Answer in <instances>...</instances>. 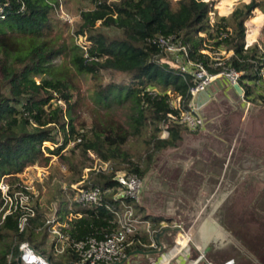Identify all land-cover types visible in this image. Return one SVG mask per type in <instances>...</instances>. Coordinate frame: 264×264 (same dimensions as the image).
<instances>
[{
    "label": "trees",
    "instance_id": "obj_1",
    "mask_svg": "<svg viewBox=\"0 0 264 264\" xmlns=\"http://www.w3.org/2000/svg\"><path fill=\"white\" fill-rule=\"evenodd\" d=\"M88 1L90 6L80 8L77 20L67 28L56 14L59 0H0V180L7 195L26 194V206L33 211L18 230V219L26 212L10 205V213L1 218L7 205L0 197V264H16L20 243L36 249V237L44 239L47 234L48 213L22 182L19 174L24 168L46 166L51 156H57L64 169L43 178L50 192L47 203H57L60 218L78 215L61 231L74 240L100 239L117 227L112 210L119 209L120 200L113 199L112 190L95 204L81 205L73 201L69 185L115 188L117 171L142 178L152 156L181 138L185 128L173 122L167 123V135L159 136L166 114L177 112L166 91L180 95V107L186 109L191 76L162 60L168 55L152 41L155 37H171L184 48V59L211 73L220 67L212 65L207 53L222 50L223 65L240 73L244 96L264 102V89L258 93L254 89L264 45L246 46L244 27L253 8L264 12L262 0L235 3L230 30L225 29L223 16L210 25L211 0ZM78 37L83 38L81 43ZM117 74L121 79L115 80ZM103 75H108L106 81ZM87 78L92 81L87 92L93 105L85 121L80 116L84 104L80 80ZM118 108L122 117L113 111ZM43 142L51 148H42ZM134 143L141 145L140 151H135ZM94 159L108 162V169L87 171ZM52 177L56 181L51 182ZM149 217L152 222L160 220ZM219 221L224 225V218ZM227 228L236 231L234 226ZM62 254L57 264L76 260L69 249Z\"/></svg>",
    "mask_w": 264,
    "mask_h": 264
},
{
    "label": "rangeland",
    "instance_id": "obj_2",
    "mask_svg": "<svg viewBox=\"0 0 264 264\" xmlns=\"http://www.w3.org/2000/svg\"><path fill=\"white\" fill-rule=\"evenodd\" d=\"M221 1L220 9L224 10L223 6L230 4L232 0ZM89 6L88 0H64L63 3L60 0L56 14L67 28H71L77 20L78 10ZM261 18L262 15L258 12L248 22L259 23ZM62 30L65 35L64 26ZM248 35L251 39L254 38L253 34ZM76 41L81 43L83 38L78 37ZM256 41L264 45L262 27ZM121 77L122 75L117 74L115 80ZM107 79L108 75H103L102 80ZM80 85L84 92L80 116L88 121L89 109L93 103L87 90L92 87V81L88 78L81 79ZM255 87V91L260 92L259 86ZM230 99V103L226 102L225 98L217 102V110L215 109L214 113L210 111L204 113L208 128L206 133L184 129L175 145L164 148L152 156L150 167L142 177L143 189L152 204L168 207L170 212L172 211L169 219L181 222L192 237L197 238L199 231L202 238H205L203 235L207 232L210 234L206 235L208 238L206 242L205 239L202 240L203 246L207 247L203 258L212 264H222L227 260L231 261L230 264H264V102L251 98V102L246 104L237 96ZM113 111L122 117L120 108ZM216 112L222 113L220 120L219 117L214 118ZM213 136L220 137L226 142L224 154L228 159L226 164L221 161L217 166L213 162L214 158L201 151L202 147L207 145V137ZM134 144L135 151H140L141 145ZM41 147L50 149L51 145L42 143ZM211 147L213 150L217 148L214 145ZM57 159V156H51L46 166H29L19 174L22 182L35 195L36 202L44 207L48 214L57 207V203H47L50 192L44 185L43 178L50 173H57L56 169H64ZM219 166L226 172L224 177L219 179L205 177L206 171ZM55 178L52 177L51 182L56 181ZM36 183L39 184V188L36 187ZM60 185L67 188L66 181H61ZM214 185L218 188L208 193L207 191L212 188L208 189V186ZM197 186L203 188L200 193L196 191ZM132 208L134 216L142 220L143 214L137 211L135 206ZM192 208L194 216L196 215L195 219ZM220 217L224 218L225 226L219 221ZM205 221H209L210 225H205ZM147 222L151 226L156 225L151 220ZM134 225L137 228V236L144 239L145 243L148 242L149 239L144 232L145 223L134 222ZM228 225L236 227V231L231 232L227 228ZM53 239L54 236L48 233L44 239L37 236L35 250L49 258L50 264H57L63 254L54 249ZM159 258L162 257L157 259Z\"/></svg>",
    "mask_w": 264,
    "mask_h": 264
},
{
    "label": "built area",
    "instance_id": "obj_3",
    "mask_svg": "<svg viewBox=\"0 0 264 264\" xmlns=\"http://www.w3.org/2000/svg\"><path fill=\"white\" fill-rule=\"evenodd\" d=\"M60 3V0H59ZM58 3V6H59ZM1 11V8H0ZM213 15L209 17L210 25L214 22ZM202 35V34H199ZM152 41L156 42L160 48H162L168 56L162 58L163 61L170 65L179 68L182 72L189 73L191 76L192 84L188 88V93L191 97L188 107L186 109L180 107L181 96L173 93L170 96V92L166 91L169 97V103L172 108L177 109L176 113H167L166 122L161 125L160 137L167 135V123L173 122L184 126L187 131H195L203 127V117L197 112L196 107L193 106L192 100L202 91H206L211 85L215 86L216 82L220 87L233 88L234 85H238L241 89V93L236 92V96L244 103H250L251 97L246 98L243 93V89L239 82L240 73L233 68L223 65L222 55L224 52L207 53L212 59L213 66H219L220 69L216 72H208L207 69L200 63H192L189 60L184 59L185 50L183 47L177 45L171 37H155ZM247 45H250L251 42ZM180 51L182 54H180ZM206 53L205 51H202ZM226 54L225 56H227ZM258 86L262 90L264 89V62L258 69ZM256 85V86H257ZM215 88H217L215 86ZM48 143V142H43ZM109 167L108 162L99 161L94 159V162L88 169L97 171H105ZM113 180L116 183L115 188H108L102 191L97 186L81 187L78 183L70 184L69 188L73 191L72 199L74 202L84 204H95L100 200L103 193H109L114 190L113 199H119V209L112 210L114 214L117 227L105 234L102 238L96 239L92 236H87L79 240H74L68 237L61 228L65 227L67 222L76 218L78 215L73 213H67L63 218L58 217L56 214V208L44 219V226L48 234L53 235L54 249L63 253L66 249H69L76 257L73 263L81 264H111L114 262L127 259V252L131 246L138 249H152L159 250V246L156 243L154 237L160 231L164 232L168 238V246L164 252L160 254L162 258L157 259L151 264H173L178 256L185 253L188 246L191 244V237L189 230L185 229L180 222L175 219L160 220L155 226H151L149 222L144 220H138L133 213V206L138 201L140 193L144 186L142 178L134 173H127L125 171H117L113 176ZM7 186L0 180V197L3 198V204L7 207L2 211L1 218L10 213V205L15 208L16 204L21 207L26 214L22 215L18 219V230L23 228L27 215H32L31 208L26 206L28 196L24 193L16 192L13 196H9L6 193ZM1 211V206H0ZM138 222L145 223L144 232L146 233L149 241L144 242L137 236V228L134 225ZM18 256L21 259V264H50L47 257L38 253L27 242H22L18 245ZM203 252L198 251V255L192 260L190 264H197L202 261L203 264H211L204 260ZM49 259V258H48ZM231 261L227 260L222 264H230ZM126 264V263H125Z\"/></svg>",
    "mask_w": 264,
    "mask_h": 264
},
{
    "label": "crops",
    "instance_id": "obj_4",
    "mask_svg": "<svg viewBox=\"0 0 264 264\" xmlns=\"http://www.w3.org/2000/svg\"><path fill=\"white\" fill-rule=\"evenodd\" d=\"M204 1H207V0H204ZM211 1L214 2V4H213L214 11L212 13L213 17L218 18V17L223 16L226 19L225 29L230 30V28H231L230 14L232 11V7L239 0H232L230 2V4L224 5L223 6L224 10L220 9L221 8L220 3L222 2L221 0H211ZM242 1L248 2L247 0L246 1L242 0ZM262 8L264 9V2L262 5ZM252 10L253 11H251V13L248 15V17L244 21L245 42L248 44L250 42L251 43L257 42L256 41L257 34L260 31L261 27L264 31V12L261 10H257V8L252 9ZM255 12H259L262 15V18L259 21V23L248 22V19L251 16H253L255 14ZM247 33L254 35L253 39H251V37H249L248 42L246 41ZM215 86L217 88H215ZM215 86L211 85L210 87L207 88L206 91L209 94V100L207 102H204V103L198 102V100L196 98L197 96L192 100L193 106L196 107L197 112L204 119L203 120V127L201 129H197V130L192 131V132L202 131V132L206 133L208 131V128H206L207 119H206L204 113H207L208 111H210V112L215 111L216 106H217L216 103L223 101L224 98L227 100V101L225 100L226 102L230 103V100H231L230 97L236 96V91L234 88H227V87L219 88L216 84H215ZM208 90L210 92H208ZM221 95L223 96V98H222L223 100L221 99ZM213 103H215V104L213 105ZM215 114L216 115L214 116V118L216 119L219 117V120H220V116L222 115V113L216 112ZM226 119H228V117H226ZM206 141H207V145L203 146L201 151H204L205 153H207L208 156L214 158L213 162L216 165L218 163H221V161L226 164V161H228V159L224 155L225 154V148H226L225 147L226 146L225 140L220 138V137L213 136V138L207 137ZM211 145H214L217 148L213 150ZM225 174H226L225 170L221 169L219 166V167L214 168L213 170L206 171L205 177L218 178L219 179V178H222V176L224 177ZM143 188H144V186H143ZM209 188H211V189H209ZM217 188L218 187L217 186L215 187V185L214 186H208L209 191H207V192L209 193L213 189H217ZM202 189H203L202 186H197V190H196L197 193H200L202 191ZM135 208L137 209V211H139L140 213L143 214L142 220H144V221L151 220L149 216L160 217V220H168L170 218V213L172 212V211L170 212V209L168 207H162L161 205L156 206L155 204H152L148 195L146 193H144V189H142L140 196H139V199L135 203ZM192 210H193L192 211L193 212V219H195L196 215L194 216V209L192 208ZM153 223H154V225L157 224L156 222H153ZM204 223L207 226H208V224L210 225L209 221L208 222L205 221ZM181 225H183V224H181ZM201 230L204 231L203 228ZM161 232L162 231H160L159 233H161ZM189 234L191 237V244L188 246V248L186 249V251L183 255L178 256L176 258V260L173 262V264H190L192 262V260L198 255V251H202L204 254L205 250H207V247L203 246L204 242L202 240L205 239V242L207 241L208 238L206 237V235L208 234V232H207V234L203 235L205 238H202V235H200V231H199L198 235H196L197 238L192 237L190 231H189ZM208 235H210V234H208ZM154 239H155V237H154ZM155 241L159 246V250H152V249L142 250V249L134 248V246L133 247L131 246V248L127 252V259H126L125 263L126 264H150L152 261H156V259L158 257H160V254H162V252H164L165 248L168 246V238H167L166 234L164 232H162V234L159 235L157 240L155 239ZM202 246L204 247V250H202V248H201ZM137 250H140L142 252H137ZM204 260L209 262V260H207V259H204Z\"/></svg>",
    "mask_w": 264,
    "mask_h": 264
},
{
    "label": "water",
    "instance_id": "obj_5",
    "mask_svg": "<svg viewBox=\"0 0 264 264\" xmlns=\"http://www.w3.org/2000/svg\"><path fill=\"white\" fill-rule=\"evenodd\" d=\"M216 85H217L218 87H220V85H219L218 82H216ZM233 88L235 89V91H236L237 93H241V89H240V87H239L238 85H234ZM208 92H210V91L208 90ZM196 98H197L198 102H200V103H204V102H207V101L209 100V94L207 93V91H202V92H200V93L197 95ZM161 234H162V232H161V233H158V234L155 236V239L157 240L158 236L161 235ZM137 252H142V251L137 250ZM47 260H49V259L47 258ZM16 264H21V259H20L19 256L16 258ZM67 264H81V263L68 262ZM111 264H125V259H123V260H121V261H118V262L111 263Z\"/></svg>",
    "mask_w": 264,
    "mask_h": 264
}]
</instances>
